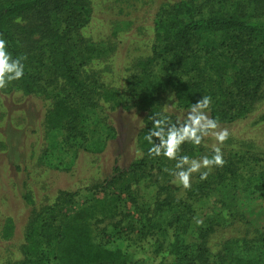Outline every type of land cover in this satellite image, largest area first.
<instances>
[{
    "label": "trees",
    "instance_id": "16d2710c",
    "mask_svg": "<svg viewBox=\"0 0 264 264\" xmlns=\"http://www.w3.org/2000/svg\"><path fill=\"white\" fill-rule=\"evenodd\" d=\"M91 16V0H0V34L8 41V51L14 58L27 56L24 77L0 93L18 90L25 95L53 96L46 129L65 130L67 138L80 147L88 141L85 111L99 107L100 100L122 105L117 92L86 70L97 53L82 36ZM198 32L208 33L201 44L195 41ZM213 33L218 36L212 38ZM137 70L129 92L137 107L150 110L149 117L161 114L157 105L169 91L182 110H189L202 96H211L212 118L229 123L245 117L264 85V0H183L162 7L154 23L151 55L138 63ZM227 79L232 80L228 87ZM152 127L150 119L140 134L145 159L128 170L116 168L114 176L96 186L92 199L82 207L73 208L76 193L63 192L52 206L36 214L40 220L31 228L28 241L43 248L42 256L53 257L59 264H128L121 250L95 242L94 225L118 217L115 225L123 223L127 217L123 197L136 202L131 188L142 175L167 176L164 169L174 167L175 161L148 156L151 145L144 137ZM182 154L194 155L190 143L182 146ZM211 176L212 181L197 186L198 194L213 184L211 189L230 187L240 178L233 163L217 168ZM254 182L252 192L264 194V173ZM162 190L166 196L149 209L139 233L157 235V249H161L164 228L158 218L167 213L166 224L178 233L170 250L175 260L164 264L207 261L204 247L194 252L185 243L196 218L195 203L173 198L170 187ZM244 251L243 256L230 257L229 264H264L263 247L247 246Z\"/></svg>",
    "mask_w": 264,
    "mask_h": 264
},
{
    "label": "rangeland",
    "instance_id": "374dc122",
    "mask_svg": "<svg viewBox=\"0 0 264 264\" xmlns=\"http://www.w3.org/2000/svg\"><path fill=\"white\" fill-rule=\"evenodd\" d=\"M179 1L183 0H91V22L82 36L97 53L86 70L117 92L122 105L100 100L99 107L85 111L88 141L82 147L69 140L65 130L46 129L53 96L25 95L18 90L0 93V264H59L28 241L31 228L40 220L36 214L52 206L63 192L76 193L73 208L82 207L92 199L96 186L114 176L116 168L128 170L145 159L140 134L150 120V110L136 106L129 85L138 63L151 55L156 15ZM207 34L196 33L195 41L201 44ZM231 84L227 79V87ZM170 95V91L162 94L157 107L175 122L188 110H182ZM220 124L231 133L221 148L225 164L233 163L238 169L236 183L216 189H211L215 184L206 186L200 195L197 186L212 181L211 175L220 167H214L203 181L193 174L189 190L173 184L170 175L144 173L131 188L136 202L123 197L122 206L127 209L123 223L115 225L118 217L95 224V242L121 250L128 264L173 262L170 250L178 231L166 224L167 213L158 218L164 228L161 249H157V235L139 233L149 209L166 196L165 186L173 198L195 203L196 218L185 243L194 252L204 247L207 258L196 264H229V258L243 256L247 246L264 248V194H254L250 187L264 173V85L245 117ZM216 143L209 136L199 147L190 144L191 158L211 156Z\"/></svg>",
    "mask_w": 264,
    "mask_h": 264
},
{
    "label": "clouds",
    "instance_id": "9594fccd",
    "mask_svg": "<svg viewBox=\"0 0 264 264\" xmlns=\"http://www.w3.org/2000/svg\"><path fill=\"white\" fill-rule=\"evenodd\" d=\"M26 60V55L14 58L8 51L7 39L0 34V90H5L9 84L24 77ZM169 99L175 100V95H170ZM212 102L211 96H202L175 122L166 115L156 114L150 117L153 127L144 137L151 145L147 154L152 158L162 156L175 161L173 168H165L164 171L174 178L173 184L185 190L191 189L193 174H199V179L203 181L208 178L214 167H223L226 163L221 146L229 139L231 133L221 126L218 118L209 115ZM173 105L169 106V109ZM209 136L217 142L212 148L211 156L204 155L195 159L182 154L184 144L190 143L199 147ZM196 223L201 224L202 221L196 220Z\"/></svg>",
    "mask_w": 264,
    "mask_h": 264
}]
</instances>
